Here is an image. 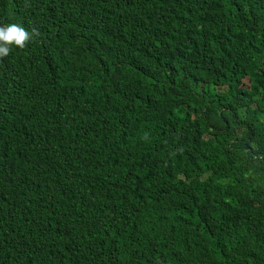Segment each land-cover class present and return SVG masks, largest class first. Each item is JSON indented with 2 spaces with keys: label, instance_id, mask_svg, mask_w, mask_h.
<instances>
[{
  "label": "trees",
  "instance_id": "trees-1",
  "mask_svg": "<svg viewBox=\"0 0 264 264\" xmlns=\"http://www.w3.org/2000/svg\"><path fill=\"white\" fill-rule=\"evenodd\" d=\"M8 24L0 264H264V0H0Z\"/></svg>",
  "mask_w": 264,
  "mask_h": 264
},
{
  "label": "clouds",
  "instance_id": "clouds-1",
  "mask_svg": "<svg viewBox=\"0 0 264 264\" xmlns=\"http://www.w3.org/2000/svg\"><path fill=\"white\" fill-rule=\"evenodd\" d=\"M29 38V33L18 24L0 26V56L7 55L11 45L24 47ZM65 166L66 163L59 162L53 170L54 174L62 172Z\"/></svg>",
  "mask_w": 264,
  "mask_h": 264
},
{
  "label": "water",
  "instance_id": "water-1",
  "mask_svg": "<svg viewBox=\"0 0 264 264\" xmlns=\"http://www.w3.org/2000/svg\"><path fill=\"white\" fill-rule=\"evenodd\" d=\"M28 91H29V93L32 92V88H29ZM32 100H33V102H35L34 98H32Z\"/></svg>",
  "mask_w": 264,
  "mask_h": 264
},
{
  "label": "rangeland",
  "instance_id": "rangeland-1",
  "mask_svg": "<svg viewBox=\"0 0 264 264\" xmlns=\"http://www.w3.org/2000/svg\"><path fill=\"white\" fill-rule=\"evenodd\" d=\"M245 81L248 83L247 79Z\"/></svg>",
  "mask_w": 264,
  "mask_h": 264
}]
</instances>
